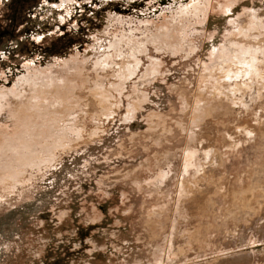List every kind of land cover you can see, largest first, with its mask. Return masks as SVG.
<instances>
[{"label":"rangeland","instance_id":"obj_1","mask_svg":"<svg viewBox=\"0 0 264 264\" xmlns=\"http://www.w3.org/2000/svg\"><path fill=\"white\" fill-rule=\"evenodd\" d=\"M0 264H264V0H0Z\"/></svg>","mask_w":264,"mask_h":264}]
</instances>
